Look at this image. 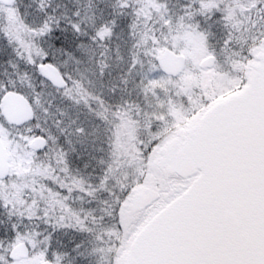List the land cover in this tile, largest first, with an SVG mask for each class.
Returning <instances> with one entry per match:
<instances>
[{"label": "rangeland", "instance_id": "obj_1", "mask_svg": "<svg viewBox=\"0 0 264 264\" xmlns=\"http://www.w3.org/2000/svg\"><path fill=\"white\" fill-rule=\"evenodd\" d=\"M26 1L14 0L12 2L14 5L6 8L11 20L19 15L15 11L17 4L20 7ZM43 1L48 3L55 0ZM69 1L74 6V14H77V24L79 25L81 18L84 21V28H89L93 32L96 43L77 45V49L70 57L66 60L58 59L59 62L54 63L68 79L69 85L66 90L56 92L50 84L46 83L48 84L46 85L37 81V77L33 78L37 73L35 68L32 69L30 61L35 59V63L40 62L37 46L29 47L30 52L27 53L30 55H25V58H14L0 64V83L7 84L9 80L14 81L16 87L21 88L22 93L33 100L34 114L38 120L36 125L30 123L20 128L0 125V138L11 155L9 180L8 178L7 181L0 180V202L7 200L13 202L14 199L17 205L21 198V203L34 201L29 192H26V187H23L21 195H18L13 190L16 188L13 184L16 185L18 177L25 178V174L34 173L46 158L45 155L38 158L36 152L29 146L30 140L35 135V129L37 130L35 127L39 126L50 133L49 137L53 138L51 144L57 148L61 146L64 149L62 151L66 153L65 145L68 143L66 127L70 129V126L77 125L76 120H79L77 117L72 118L70 106L67 105L72 75L81 82L82 90L87 92L91 101L87 110L90 116L80 119V122L87 126V134L91 137L90 144H93L98 137L100 144H105V149L102 151L98 149L95 154L99 156L92 154L93 157L86 156L89 162L92 159L99 160L102 165L98 168L93 161L91 168L85 171L89 178L99 174L102 184L107 183L109 191H105L108 192L106 197L102 196L101 200L104 201L110 199V191H119L120 187L129 183V180L134 181L133 174L140 172L143 160L141 139L145 138L148 115L152 114L154 117L161 115L158 105H163L169 121L168 126L162 131L163 139L159 145H153V149H157L153 159H159L161 148L195 124L199 114L207 107L241 90L248 81L252 65L258 62V55L264 53V35H260L264 33V0H238V5L234 3L232 7L228 3L229 0L220 1L222 9L200 13L187 21L179 18V15L175 20H169L167 15H170L171 7L168 3L166 5L161 0H143L144 5L149 4L148 8L155 12L152 17V27H148L144 22H134L132 16L127 13V19L120 15L118 21L105 20L104 9L91 11L85 7L77 11L75 7L81 5L80 3L83 4V0ZM94 3L104 7L105 0H94ZM0 4L3 6L1 2ZM136 4L140 2L135 1ZM2 8L0 7V15L4 14ZM63 10L59 7V11ZM158 21L161 22L160 26L156 25ZM105 28L109 30L108 33L100 37L98 33ZM227 31H231L234 35V47L248 48L250 59L242 58L239 51L227 62L223 55H219ZM256 37L259 38L255 39ZM246 40L250 42L245 44ZM20 41L21 39L18 43ZM92 46L94 49L91 48ZM167 48L185 56L186 67L178 77L164 74L157 66L159 55ZM210 49L216 50L218 63L215 62L211 68L202 69L199 67V62L206 56L212 55ZM242 79L243 84L240 83ZM185 94L192 100L193 106L202 94L209 98L215 95V100L210 101L209 105H199V110L190 118L185 115L187 111ZM56 102L58 104L63 102L59 110L52 108ZM153 122L157 123L156 120ZM45 154L53 158V154L47 149ZM81 159L82 157H79L77 161ZM87 160L85 161L89 164ZM74 162L76 163V160ZM145 172L147 173V169ZM94 180L97 181L95 178ZM86 181L88 180L85 179L84 182ZM86 188L95 193L104 192L100 186L92 188L88 185ZM133 189L135 197L138 198L143 192V185L133 183ZM21 203L19 205H23ZM93 206L96 215L106 216L109 221L107 227L112 224L109 215L103 210L108 207L107 204L102 205V202L94 198ZM0 216L6 217L1 209ZM64 218L71 219L67 213ZM145 220L144 213L135 209L132 202L125 206L124 228L121 229L123 240L120 241L115 264L124 263L130 242L143 227ZM26 239L29 243H35L30 237ZM18 242L20 241L16 243ZM102 257L98 250L96 256H92L91 264H102ZM44 260L43 255L37 252L26 258V264H41ZM23 261L24 259L22 264Z\"/></svg>", "mask_w": 264, "mask_h": 264}, {"label": "snow or ice", "instance_id": "obj_2", "mask_svg": "<svg viewBox=\"0 0 264 264\" xmlns=\"http://www.w3.org/2000/svg\"><path fill=\"white\" fill-rule=\"evenodd\" d=\"M50 21L51 17L40 29L42 36L51 37L58 30L59 21H54L57 28H53ZM70 26L74 32H79L77 23L70 22ZM108 31L105 28L98 35L103 37ZM249 42L246 40L245 44ZM48 47L56 50L55 42L50 41ZM210 51L213 61L218 63L216 50ZM237 51L242 58H251L245 47H234V35L229 31L222 42L219 55H223L227 62L234 58ZM44 61L52 62L47 49L40 57V62ZM32 63L35 65L34 61ZM240 83H244L243 79ZM9 92L24 95L19 93L14 81L0 83V97ZM245 99L244 96L225 98L216 102L207 113H201V117L208 127H215L239 112ZM185 100V115L191 118L199 110V105H209L210 101L215 100V95L209 98L202 94L195 106L186 94ZM158 107L161 115H148L145 138L141 139L143 160L140 172L133 174L134 181L129 180L119 191H110V199L102 201L108 206L104 211L116 230L124 228L125 206L132 202L146 216L142 231L144 244L160 242L171 249V242L176 238L186 237L193 241L191 253L187 256L177 259L165 255L145 259L140 264H264V96L260 102V147L254 157L244 159L238 153L222 158L213 156L191 165H186L180 158L166 157L162 152L159 159H153L157 153L153 145H159L163 139L162 131L169 121L163 105ZM33 118L35 117H30ZM0 125L11 126L2 114ZM76 131L82 133L83 129ZM190 143L196 152L202 151L205 146L199 131L191 133ZM197 173H200L199 179L194 181L193 177ZM133 183L143 185L139 198L134 195ZM100 187L109 191L106 182ZM94 195L95 191H84L80 199L83 202L84 197ZM92 202V199L87 200V203ZM28 203L25 201V204ZM31 203L35 210L31 214H25L24 205L0 202V209L7 217V226L0 227V264H22V258L15 254L13 247L21 240L25 245L23 264H26L27 257L37 252L50 264H79L80 260L86 258L82 249L86 250L93 240L100 242L104 235L98 234L89 224L88 215H94V209L76 210L74 215L78 219L73 221L58 217L53 211L42 207L39 200ZM227 210L233 212L231 218L225 216ZM3 224L4 220H0V225ZM41 225H44L43 229ZM57 232L75 233L82 239H72L71 248H68L56 239ZM26 237H30L35 243H29ZM114 243V240L108 241L109 245ZM108 264H111L110 254Z\"/></svg>", "mask_w": 264, "mask_h": 264}, {"label": "trees", "instance_id": "obj_3", "mask_svg": "<svg viewBox=\"0 0 264 264\" xmlns=\"http://www.w3.org/2000/svg\"><path fill=\"white\" fill-rule=\"evenodd\" d=\"M58 1L59 0H55L47 3L43 0H27L25 3H22L23 5H20L19 11L15 9L16 14L19 15L16 16V19L14 20H11L6 12V8L12 7L14 3L10 6H5L3 4V6H1L0 4V7H3L2 10L4 11V14L0 15V64L3 62H8L11 59L13 60L14 58L20 59L21 57L25 58V55L29 56L30 54H28L27 52H30V50L28 48H32L35 46H37V49H39L38 51L40 52V57L43 55L44 50L47 49L49 53V60L52 61V63L57 64V62H59L58 59L66 60L68 57H70L74 50L77 49V45L96 43L93 32L89 28H84V21L81 20V18L79 22L80 30L78 33L74 32L72 27L70 26V22L78 23L77 14L75 15L73 12L74 6L72 2L69 0H60V2ZM135 1L140 2V4L135 5ZM161 1L165 2L166 5L168 3V5L171 7L169 8V10H171V13L170 15H167L169 20H175L177 15H179V18L185 19V21H187L188 19L197 16L198 14L200 15V13H209L212 9H222L219 2H227L228 0ZM143 2V0H105L103 7L101 4L99 6V3L96 5V3H94V0H83V4L80 3L81 5H77L75 7V10L79 11L87 7L88 9L93 11L94 9L99 10L98 8H101L105 10V20L108 19L110 21H118L120 19V15L124 16V19H127V13L132 16L134 22H144L147 23L148 27H152V17L154 16L155 12H153L152 9L148 8L150 7L149 4L144 5ZM228 3L232 7V4L234 3L238 5L239 1L229 0ZM59 7L64 10L59 11ZM49 17L52 18V21L50 22L52 23L53 28H57V25L54 21H59L58 30L54 31L51 37L42 36L40 34V29L43 27L44 22L48 21ZM122 25H124V23H122ZM156 25L160 26L161 22L158 21ZM14 28L15 30H12ZM16 28L19 29L16 30ZM19 39H21V41L18 43ZM50 41L55 42L56 50L48 47ZM91 48H93V46ZM246 49L248 50L247 47ZM28 60L30 61L29 58ZM32 61L35 62V59L30 61L33 69L35 68V65H33ZM34 77H37L36 80L39 82H42L44 84L48 83L46 80L41 79L36 74L33 76V78ZM66 80L68 82L67 78ZM67 87L68 83L64 89L56 90V92L60 93L66 90ZM16 88L18 90L21 89L19 87ZM37 121L38 120L35 117L31 124L36 125ZM35 128H37V130L35 129V134H41L50 141L46 149L49 150V152L51 151V153L53 154V158L45 156L46 158L43 160L44 163H46L43 167L44 171H39V169H37L34 173L31 172L32 174H25V178L19 179L18 177V179L16 180V185L15 183L13 184L16 187L15 189H13L14 192H16L18 195H21V191L24 190L23 187H26V192H29V195L33 198V200H39L42 207H46L50 211H53L54 214L58 217H64L65 213H67V215H70V220L73 219V221L76 218L78 219V217L74 215V212L76 210H79L81 208L85 210L94 209V215H88L89 224L95 229L98 234L103 233L104 235L102 236L100 242L93 240L92 243L88 245L86 250L82 249V251H85L86 258L80 260L79 264H88V262L91 264L92 256H96L98 250L99 253L103 255L102 264H108L109 254L111 258V264H115L119 253L120 241L123 240L122 232L121 230L117 231L115 225L113 224L108 225V228L107 224H109V221L107 220L106 216H102L100 214L96 215V209L93 208V202L87 203V200L89 198L92 199V201L94 200V198H97L98 202H102V196L106 197L108 192H105L103 190L104 192L102 193H95L94 197H84L83 202L80 199L84 191H90L86 188L88 187V185L95 187L101 186L102 180L100 179L99 174L93 175L97 180L95 181L92 176H90L89 178L88 175H85L84 177L79 173H70L71 161L70 159L67 160V154L62 150H58L57 147H54V145L51 144V139L53 138L52 136L51 138L49 137L50 133H47L43 128L39 126ZM58 143L60 142L58 141ZM93 161L97 164L98 168L100 165H102L99 160L94 159H92L91 162L88 161L89 164L83 161H76L75 169L79 170L81 173H85L86 170H89L91 168ZM85 179L88 181L84 182ZM9 196L12 197L10 194ZM66 197L67 200L65 199ZM21 199L19 200L17 205L21 203ZM6 202L15 204L14 199L13 202H11V200H7ZM28 202L31 203L32 200H28ZM29 203H21L24 205V212L33 207L25 214H31L34 211L33 209L35 208V206ZM101 217H103V219H101ZM0 220H4V224L0 225V227H6L7 217L1 218L0 216ZM41 228L43 229L44 225H41ZM56 239L62 241L64 245L68 246V248H71L72 239L80 240L82 239V237L71 232L67 234H65L64 232H57ZM110 239L116 241V243L109 245L108 241ZM100 249H103V251H100Z\"/></svg>", "mask_w": 264, "mask_h": 264}, {"label": "water", "instance_id": "obj_4", "mask_svg": "<svg viewBox=\"0 0 264 264\" xmlns=\"http://www.w3.org/2000/svg\"><path fill=\"white\" fill-rule=\"evenodd\" d=\"M13 1L0 0L5 6L12 5ZM258 59L259 61L252 65L248 83L244 88L234 93V95L231 94L226 97H246L245 103L241 106L239 112L232 115L226 122L215 127H208L201 117L198 123L186 130V133L182 136L181 145H178V142L173 140L164 149H161L160 154L162 152L166 157L180 158L186 165H191L198 160L209 159L213 156L222 158L237 153L244 159L254 157L260 147V102L261 97L264 96V53L259 54ZM214 64L215 61H213L212 55H208L199 62V67L207 69L211 68V66L213 67ZM157 66L164 74L178 77L186 67V59L183 54L179 55L167 48L159 55ZM36 70L40 76L54 87H65L66 82L56 65L49 62L36 63ZM215 103L210 107H214ZM210 107L204 113H207ZM0 112L10 125L16 127L29 122L32 120L30 117H34L29 101L17 92H9L0 97ZM193 131H199L204 139L205 146L200 152H196L190 143ZM43 146H45V139L41 136L34 137L30 142V147L33 149H42ZM7 149L0 138V180L6 179L9 174L10 154ZM199 175L200 173H197L193 180H198ZM140 196L138 195V198ZM225 216L231 218L233 212L227 210ZM142 231L143 227L131 241L129 253L123 264H140L145 259L160 258L165 255L179 259L191 253L193 241L189 238L174 239L171 242V249H168L160 242H153L150 245L144 244ZM13 247L15 254L24 259L25 245L23 241L16 243ZM41 264H50V262L44 260Z\"/></svg>", "mask_w": 264, "mask_h": 264}, {"label": "flooded vegetation", "instance_id": "obj_5", "mask_svg": "<svg viewBox=\"0 0 264 264\" xmlns=\"http://www.w3.org/2000/svg\"><path fill=\"white\" fill-rule=\"evenodd\" d=\"M45 62H48V61H44V63ZM52 64H54V63H52ZM54 65H56V64H54ZM35 69H36V64H35ZM59 71H60V69H59ZM36 72H37V70H36ZM60 73L63 76V78H64V80L66 82V85H67V80H66L65 76L62 74L61 71H60ZM37 75L41 79H44L42 76L39 75L38 72H37ZM66 85H65V87H66ZM68 85H69V83H68ZM81 87H83L81 82L78 79L75 78V75H72L70 88L68 89L69 91H68L67 105L70 106V108L69 107L68 108H69V111H70V114H71L72 118L76 119V117H77L79 120H76L77 121L76 122L77 125L72 124L70 126V129L68 127H66L67 131L66 130H64V131L68 132V143L65 145V147H66L67 160L70 159V161H71L70 173H73V174L79 173V174H81V176L85 177V175H87V172L81 173L79 170L75 169L76 165H75V162L73 163V161H75V160L77 161V159L79 157H82L81 161L86 162L85 161V160H87L86 156H88V155L91 156V154L95 155L97 153L98 149L101 150V151L104 150L105 149V144H103V143L100 144V138L98 136H97L98 137L97 140L96 141L93 140L94 141L93 144H90L91 137L87 134V126L84 123L80 122L81 118H86V117L90 116L89 114H87V110H88L89 106L91 105V103H89L91 101H90L89 96L87 95V92L84 89L82 90ZM64 88H56V87H54L55 90H62ZM18 91H19V93H22L21 89H19ZM23 96L29 101L30 106L32 107L33 112H34V107L33 106H35V105H34L33 100L29 99L25 94ZM62 103L58 104L56 102V104H53L52 108L59 110V108L62 107ZM100 107H101V109H103L102 105H100ZM203 112L204 111H202L201 113H203ZM201 113L199 114L198 120L200 119ZM34 117H35V114H34ZM33 119L30 120L27 123H24L23 125H20L19 127H24V126L30 124L33 121ZM11 126H14V125H11ZM14 127H16V126H14ZM77 129H83V132L82 133H77V131H76ZM184 133L185 132H183L178 138L173 139L174 141L178 142V145L179 144L181 145L182 136H183ZM37 136H41V137H43L45 139V146H43L42 149H33L32 148L36 152L37 157L39 158L42 155H45V156L47 155V154H45V150L48 147V143L49 142H48V139L45 136L41 135V134H35L33 136V138L37 137ZM31 140H30V142H31ZM67 145H69V146H67ZM29 146H30V143H29ZM57 149L58 150H64L61 146H58ZM76 155H79V157L77 158ZM159 155H160V151H159ZM95 156H99V155H95ZM10 158H11V155H10ZM158 158H160V156ZM40 164H42V165H40L39 171H44L43 167H44V165L46 163H44V161H43V163H40ZM84 166H85V163H84ZM9 175H10V161H9V174H8V177H9ZM6 179H3V180H6ZM139 195H142V194H139Z\"/></svg>", "mask_w": 264, "mask_h": 264}]
</instances>
